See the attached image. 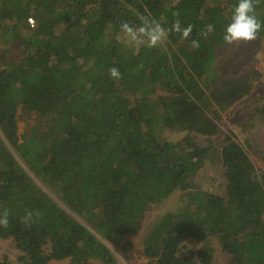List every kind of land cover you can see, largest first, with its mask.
<instances>
[{
    "label": "trees",
    "instance_id": "16d2710c",
    "mask_svg": "<svg viewBox=\"0 0 264 264\" xmlns=\"http://www.w3.org/2000/svg\"><path fill=\"white\" fill-rule=\"evenodd\" d=\"M237 2L0 0V213L10 212L0 237L14 241L20 264H116L103 240L37 181L124 251L145 211L180 190L179 207L146 238L150 264H212V238L231 264H264V171L232 134L221 147L189 136L215 135L220 112L249 95L261 76L255 70L212 86L220 79L216 47ZM256 14L264 20V0ZM141 15L165 28L179 18L193 31L187 39L171 32L163 46L126 43L121 23L139 26ZM208 24L215 27L205 37ZM112 67L121 79L111 78ZM256 104L264 114V96ZM19 109L35 120L21 140ZM165 128L187 135L166 140ZM207 161L225 169L228 199L193 189ZM28 210L34 215L26 221ZM188 240L200 245L183 253ZM0 264L14 263L4 256Z\"/></svg>",
    "mask_w": 264,
    "mask_h": 264
},
{
    "label": "rangeland",
    "instance_id": "374dc122",
    "mask_svg": "<svg viewBox=\"0 0 264 264\" xmlns=\"http://www.w3.org/2000/svg\"><path fill=\"white\" fill-rule=\"evenodd\" d=\"M122 38L126 43L131 42L124 34H122ZM222 45L223 44L216 47L217 58L214 62V66L218 69L220 79L213 83L212 86L219 84L222 80L245 76L255 70L260 71L261 76L254 83L253 89L249 95L236 101L227 110L220 112L217 118L219 127L215 135L207 138L206 136L192 132L189 136L203 146L212 144L213 146L221 147L226 142V136L232 134L235 139L246 148L255 166L259 170L264 171V114L254 109V107L257 106V99L264 96V36H260L259 39L252 42H241L238 45L233 44L230 46ZM160 46H163V44ZM209 80L210 78H208L207 81ZM159 92L162 91L159 89ZM20 114L21 110L19 109L18 134L21 140L26 128L34 123L35 120L30 119L29 123L27 118L20 116ZM161 135L166 140H179L184 138L187 133L175 132L169 128H165ZM6 144L18 157V153L11 147L10 143L6 141ZM19 160L28 170L27 164L20 158ZM224 171L225 169L218 162H205L193 181V189H203L228 199L225 191L226 179ZM37 183L49 197L55 200L60 206L66 208L68 212L73 214L80 222L103 240L113 253L116 264H150V260L143 252L146 238L162 215L167 211H174L177 209L183 198V193L180 190H176L166 200L160 201L147 209L144 213L141 230L137 235L129 238L132 242V246L130 250L124 251L120 245H115L112 241L103 238L83 217H79L72 213L63 204L61 198L53 193L49 187L40 181H37ZM210 244L213 245L214 249L212 264H231L230 256L221 249L215 238L210 240ZM199 245L200 244L196 245L192 240H188L182 247V252L187 253L189 250H195ZM20 255L21 251L16 247L11 238L0 237V259L7 256L14 264H20ZM67 262V259L52 260L49 264H66ZM92 262L94 264H105L99 259H93Z\"/></svg>",
    "mask_w": 264,
    "mask_h": 264
},
{
    "label": "clouds",
    "instance_id": "9594fccd",
    "mask_svg": "<svg viewBox=\"0 0 264 264\" xmlns=\"http://www.w3.org/2000/svg\"><path fill=\"white\" fill-rule=\"evenodd\" d=\"M260 0H238L237 4L233 7L231 22L226 25L223 35L222 46H230L233 44H240L241 42H252L260 38V33L264 31V20H261L256 14V8ZM179 14H177L178 17ZM140 25L133 26L129 22L124 21L121 23V32L131 41L137 44H146L148 47H157L167 39L171 32L182 34V39H187L192 31L193 25L188 24L186 27H181V20L175 19L171 27L165 28L161 23L148 16H139ZM214 25H206V30L202 34L206 37L208 33L214 31ZM191 46L199 48L198 40L193 39ZM111 78L119 80L122 74L118 68L112 67L109 69ZM34 213L28 210L24 219L29 221L32 219ZM35 215L39 217L40 213L37 211ZM9 210L5 209L0 213V226L5 228L9 225Z\"/></svg>",
    "mask_w": 264,
    "mask_h": 264
},
{
    "label": "built area",
    "instance_id": "2783aa9c",
    "mask_svg": "<svg viewBox=\"0 0 264 264\" xmlns=\"http://www.w3.org/2000/svg\"><path fill=\"white\" fill-rule=\"evenodd\" d=\"M27 20H28V23H29L31 26L34 25L35 20H34V17H33V16L28 17Z\"/></svg>",
    "mask_w": 264,
    "mask_h": 264
}]
</instances>
